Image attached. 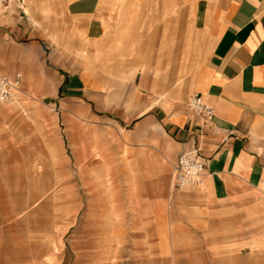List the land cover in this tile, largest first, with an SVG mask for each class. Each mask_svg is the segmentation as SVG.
Segmentation results:
<instances>
[{"label": "crops", "instance_id": "obj_1", "mask_svg": "<svg viewBox=\"0 0 264 264\" xmlns=\"http://www.w3.org/2000/svg\"><path fill=\"white\" fill-rule=\"evenodd\" d=\"M12 8L28 20L26 2L2 9L0 75L124 132L116 148L129 155L112 182L150 183V152L164 143L172 171L195 149L205 163L197 189L133 193L58 264H264V0H66L61 49L55 34L12 23ZM196 95L211 120L186 108Z\"/></svg>", "mask_w": 264, "mask_h": 264}, {"label": "rangeland", "instance_id": "obj_2", "mask_svg": "<svg viewBox=\"0 0 264 264\" xmlns=\"http://www.w3.org/2000/svg\"><path fill=\"white\" fill-rule=\"evenodd\" d=\"M25 2L28 20L12 8V23L29 24L45 40L55 34L49 41L61 49L59 43L70 40L66 0ZM73 109H53L25 89L15 103L0 106V257L6 264H58L71 252L70 239L85 231L95 239L100 235L95 225L116 222L133 193H169L174 162L164 161L167 144L162 153L150 152V183L112 182L120 175L118 160L126 164L129 155L116 148L126 149L124 132Z\"/></svg>", "mask_w": 264, "mask_h": 264}, {"label": "built area", "instance_id": "obj_3", "mask_svg": "<svg viewBox=\"0 0 264 264\" xmlns=\"http://www.w3.org/2000/svg\"><path fill=\"white\" fill-rule=\"evenodd\" d=\"M25 0H0V8L14 6L17 10L23 9ZM21 74L8 78L0 75V106L13 104L17 101V94L21 91ZM186 108L203 119L209 121L214 117V108L200 96L191 97L185 104ZM205 170V163L197 149L182 153L173 165L171 184L173 189H197ZM260 201L264 206V193Z\"/></svg>", "mask_w": 264, "mask_h": 264}]
</instances>
